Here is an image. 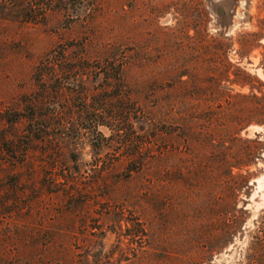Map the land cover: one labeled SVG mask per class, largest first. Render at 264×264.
Returning <instances> with one entry per match:
<instances>
[{
	"label": "rangeland",
	"instance_id": "1",
	"mask_svg": "<svg viewBox=\"0 0 264 264\" xmlns=\"http://www.w3.org/2000/svg\"><path fill=\"white\" fill-rule=\"evenodd\" d=\"M26 3L49 1L0 0V264H264V127L240 131L262 148L228 197L212 161L228 139L187 131L203 116L148 120L164 95L137 72L175 56L190 65L201 35L226 45L229 78L245 84L233 92L264 94V0H84L75 23L61 10L30 22ZM121 52L129 83L103 82ZM61 56L82 68L42 90L40 66ZM98 119L107 127L94 131Z\"/></svg>",
	"mask_w": 264,
	"mask_h": 264
},
{
	"label": "trees",
	"instance_id": "2",
	"mask_svg": "<svg viewBox=\"0 0 264 264\" xmlns=\"http://www.w3.org/2000/svg\"><path fill=\"white\" fill-rule=\"evenodd\" d=\"M48 1L49 3L44 7H39L35 4V9L26 3L25 9H23L24 17L30 22H35L44 18L46 11L61 10L66 13L64 15L66 18L71 16L69 20L72 23L79 21L81 18L76 9L78 8L77 6H81L84 0H72L74 4L66 2V0ZM68 13L73 15H68ZM189 40L190 45H192L190 47L192 50L190 65L185 63L179 56H175L169 61L161 58L157 59L156 64L159 66L157 70L137 71L142 73L138 74L143 79L147 74L154 73L155 83H158V89L162 90L164 95L162 99L156 98V101L151 102L146 115L148 120H151V117L154 116L162 122L174 121L175 124L186 119L198 121L203 116V118L205 117L204 127L196 128L192 123L189 127H186L187 131H191L195 135L206 134L212 137L214 135L218 136L217 133L225 135L230 144L226 147L222 145L220 151H213L212 161L214 164L224 168L223 183L227 186L226 193L228 197H232L236 195L240 188L245 186L246 180L244 181L245 178L242 172L246 173L248 168L254 165L262 148L257 135L254 138L238 135L240 131L252 124L264 127V94L256 95L252 90L248 94H243L239 91L233 92V86L242 89L245 84L235 78H229L231 65L226 60V45L221 39L206 38L199 35L189 38ZM53 56L56 59L55 55ZM238 56L242 58L239 53ZM78 59L80 60L81 58ZM66 60L65 56H61L60 60H55L57 63L46 62L40 66L42 70L37 72L35 82L42 90H45L47 82L57 79L59 73L63 74L64 71L76 72L78 68H82L79 62L73 63L74 65L68 68L65 63ZM110 60L112 61L111 68L114 69V75L110 77V64L107 67H103L105 72L103 82H112L116 85L129 83V81H125L122 73L125 69L135 67L131 57L123 55L121 52L117 56H112ZM57 67L61 69L58 70ZM241 73L244 74L242 71ZM173 81L177 83L176 86ZM186 84L191 85L189 90L185 88ZM53 91L54 94H57L60 89L55 88ZM211 94L212 98L219 97L222 99L225 108L220 109L218 104L215 106L217 110H212L210 105L211 97L209 99ZM30 107L35 109L37 105L34 106L30 102ZM218 116H220V120H217ZM250 116L255 118L250 119ZM19 120L20 118L17 114V117L6 119L5 121L15 124ZM94 124V131L99 125L107 127L100 119L94 121ZM177 128H181V125ZM114 131H117V129ZM153 132V129H151L145 135V141L143 142L144 149L148 154L152 148ZM27 133L32 134L31 131H27ZM210 144L212 147L215 146L213 140ZM151 156L148 155V158L151 159ZM235 180H241V182L237 184ZM234 184L235 187H233ZM242 184L244 185L242 186Z\"/></svg>",
	"mask_w": 264,
	"mask_h": 264
},
{
	"label": "water",
	"instance_id": "3",
	"mask_svg": "<svg viewBox=\"0 0 264 264\" xmlns=\"http://www.w3.org/2000/svg\"><path fill=\"white\" fill-rule=\"evenodd\" d=\"M262 134H264V131H263V133ZM256 135H257V133H256Z\"/></svg>",
	"mask_w": 264,
	"mask_h": 264
}]
</instances>
